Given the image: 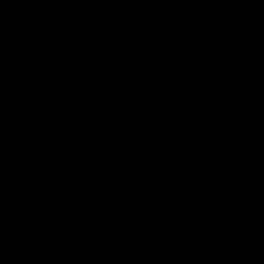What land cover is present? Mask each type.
<instances>
[{"label":"water","instance_id":"water-1","mask_svg":"<svg viewBox=\"0 0 264 264\" xmlns=\"http://www.w3.org/2000/svg\"><path fill=\"white\" fill-rule=\"evenodd\" d=\"M39 264H264V0H169Z\"/></svg>","mask_w":264,"mask_h":264}]
</instances>
